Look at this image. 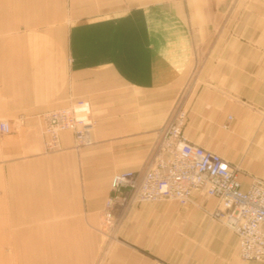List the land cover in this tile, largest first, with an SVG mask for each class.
I'll return each instance as SVG.
<instances>
[{"label": "crops", "instance_id": "1", "mask_svg": "<svg viewBox=\"0 0 264 264\" xmlns=\"http://www.w3.org/2000/svg\"><path fill=\"white\" fill-rule=\"evenodd\" d=\"M77 100L98 121L91 145L75 152L64 132L40 156L41 116ZM178 100L189 142L244 188L264 181V0H0V217L42 218L12 247L55 250L11 264H96L110 176L147 168ZM213 207L133 205L102 264H259L239 260Z\"/></svg>", "mask_w": 264, "mask_h": 264}, {"label": "built area", "instance_id": "2", "mask_svg": "<svg viewBox=\"0 0 264 264\" xmlns=\"http://www.w3.org/2000/svg\"><path fill=\"white\" fill-rule=\"evenodd\" d=\"M89 115L85 100L45 113L46 149L58 150L63 132L72 133L75 148L90 145ZM184 120L178 110L161 126L147 168L112 176L104 225L112 232L114 217L136 204L173 202L183 208L196 197L212 199L214 207L208 215L234 234L241 260L264 264V181L253 179L244 188L236 168L219 154L187 140L182 131ZM10 131L9 123L1 121L0 132Z\"/></svg>", "mask_w": 264, "mask_h": 264}, {"label": "rangeland", "instance_id": "3", "mask_svg": "<svg viewBox=\"0 0 264 264\" xmlns=\"http://www.w3.org/2000/svg\"><path fill=\"white\" fill-rule=\"evenodd\" d=\"M68 105H66L65 107H67ZM62 108H64V107H62ZM58 109H60V108H58ZM178 110H182V113L184 114V117H185L184 124L182 126V131L184 133V127L186 124V111L184 109V105L182 103V100H178L175 102V104L173 105V107L169 111V113H168L165 121L163 122V124L168 122L170 117L172 115H174L175 113H177ZM43 115L41 116V119H42V121H41V133L43 136V142H42V148H41L40 156H50V155L58 154L62 151V147L60 145V136H59V149L58 150L50 151V150H47L45 147L47 137L44 134V116ZM89 116H90V122H91L90 124L92 126L90 137L92 138V135L95 132L98 121H97V118H96L94 111L92 110L91 106H90V115ZM161 126L158 128V130L161 128ZM91 143H92V139H91ZM90 145L80 146L78 148H75L73 146V150L75 152H79L81 149L88 147ZM124 170H132V169L115 170L111 174L110 179L112 178V176L114 174H116L120 171H124ZM132 171H134V170H132ZM110 179H109V186H108L109 187L108 188L109 189V195L106 197V200L104 201L103 207L99 213V224H98L97 230H98V234H99L100 244H99V248H98V252H97L96 264H102V262L105 261V258L107 257L108 252L110 250V244H113L115 242V239L118 236V229L122 224V216H121L122 212H120L119 214H117V216L114 217L115 223H114L112 232L109 230V228L106 225H104V220H105L104 208L106 207L107 200L110 197H112V192L110 190ZM131 207L132 206H129L126 210H128ZM180 208H182V207H180ZM183 208H185V207H183ZM126 210H124V211H126ZM17 219L20 221V225H19V227H13L11 225V218L10 217H0V264H11V260H52V258L54 257L53 256L54 252H55V250H53V249L42 248L41 246L38 248L12 247V243H11V240H12V238H11L12 232L11 231L12 230H19V232H18L19 233L18 234L19 240H22L23 237H24V239H26V237L28 235V233L25 232L26 229L29 228V229L34 230V229L42 226L41 225L42 224V218L31 217V218L27 219V218L20 217ZM27 220H29L30 223H26ZM210 220H211V218H210ZM211 221L215 222L213 220H211ZM215 223H217V222H215ZM116 228H117V230L115 231ZM15 233L17 235V232H15ZM36 236L40 237V239H41V233H40V235H37V233H36ZM237 250H238V248H237ZM238 258H239V260H241L239 255H238ZM241 261H243V260H241ZM243 262H251V261H243ZM256 263H259V262H256ZM155 264H169V263L157 260V261H155ZM259 264H262V263H259Z\"/></svg>", "mask_w": 264, "mask_h": 264}, {"label": "bare ground", "instance_id": "4", "mask_svg": "<svg viewBox=\"0 0 264 264\" xmlns=\"http://www.w3.org/2000/svg\"><path fill=\"white\" fill-rule=\"evenodd\" d=\"M65 108V107H64ZM61 109V108H60ZM55 110H58V109H55ZM51 111H53V110H51ZM50 112V111H49ZM90 139H91V137H90ZM110 182H111V179H110Z\"/></svg>", "mask_w": 264, "mask_h": 264}]
</instances>
